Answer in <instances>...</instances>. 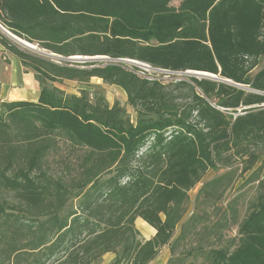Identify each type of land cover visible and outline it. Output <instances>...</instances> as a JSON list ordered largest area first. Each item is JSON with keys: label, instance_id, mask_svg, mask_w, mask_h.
<instances>
[{"label": "trees", "instance_id": "1", "mask_svg": "<svg viewBox=\"0 0 264 264\" xmlns=\"http://www.w3.org/2000/svg\"><path fill=\"white\" fill-rule=\"evenodd\" d=\"M172 1L0 0V25L48 54L128 58L252 89L196 76L174 89L124 62L59 63L0 28L5 51L40 85L37 101L0 99V189L16 197H0V264H100L108 253L112 264H152L162 247L176 254L192 238L184 251L203 264H264V191L243 219L240 197L219 205L236 171L205 181L200 211L184 219L189 191L232 155L248 157L244 170L263 185L264 68L253 70L264 55V0ZM93 77L126 92L135 120L102 93L53 84ZM60 139L87 150L70 180L44 168ZM138 218L152 238H141ZM233 227L231 243L216 246ZM169 264L197 263L178 255Z\"/></svg>", "mask_w": 264, "mask_h": 264}, {"label": "rangeland", "instance_id": "2", "mask_svg": "<svg viewBox=\"0 0 264 264\" xmlns=\"http://www.w3.org/2000/svg\"><path fill=\"white\" fill-rule=\"evenodd\" d=\"M181 1L182 0H173L171 4L174 6H178ZM38 49L43 50L39 47ZM43 51H46V50H43ZM70 57H78L80 59H70L69 60V59H61L57 57H53V58L59 63H62L61 60H66V61L71 62L72 66H79L81 68L82 67L84 68L82 64L86 62L96 63L97 65H104L108 62H116V63L120 62L117 60L102 59V58L86 60L84 58L90 57V56H81V55L70 56ZM70 57H67V58H70ZM92 57H103V56H92ZM1 64L2 62L0 59V65ZM124 64H126L130 69H133L134 71H136V73H138L139 75L150 78V79H159L163 81L165 85L171 88L172 86L177 85V83L180 80L190 82L189 77L194 76L193 74H187L185 72H174V73L163 72V71L154 69L152 67L148 68L145 66L136 65L133 63H129V62H124ZM262 68H264V55L261 57L259 65L253 70V74L258 72ZM25 72L33 73L34 76L36 74V72L32 69H26ZM166 73H169L171 75H165ZM53 84L65 90L68 93H75L78 95H80L81 91L84 90L88 93L91 99H94L96 94L102 93L108 99L111 105L114 104L115 102H119L121 105H123L128 111V114L132 117L133 120H135L136 112L128 104L126 92L119 86L105 83L102 79L97 78V77H93L87 82H81L77 80H74V81L66 80V81H55L53 82ZM173 88L178 89L176 86H174ZM246 89L250 90V88H247V87ZM255 149L258 151L259 156H260L259 162L255 166V169H257V172L260 169V176H261L260 181H262L261 183H263V185L259 184L258 181L252 180L253 178L252 171L246 172L244 170V167L246 165L245 159H248V157L242 158L240 156L232 155V161L230 164L227 165L226 163H224V164H221L218 167V169L210 170L204 177L203 181L200 182L195 188L189 191V200L186 204V213L184 217L185 221H187L195 212L197 213L198 211H200V209L198 208V204H199V201H201L202 199L201 198L199 199V192H200L201 187L203 186V183L205 181L211 180L212 178L218 175H221L222 173L226 171H236V176L234 178L233 183L230 185L228 190L225 192L219 204L220 208L224 209L232 199L236 197H240V200H238L239 208L241 211L240 219H243L246 216L248 212V203H250V200H253L256 196L259 195V193L264 191V148L257 147ZM86 151L87 150L85 149L72 146L71 144H69L63 139L57 140V146H54V148L52 149V151L49 153L48 157L46 158V161L44 163V168L49 173L54 174L57 177L60 175H64L65 180H70L72 179L74 174L78 173L79 170H81L78 165L79 163H81L83 156L86 154ZM0 197L6 198L13 202L16 201L15 194L2 190V189H0ZM69 204H73L74 206H76L78 204V199L73 198L72 200H70ZM212 218L217 219L215 216H213ZM137 228L139 229L141 233V238L143 240H147L153 237L152 234L149 232L151 231V228L148 223L144 224L143 226H137ZM180 230L181 228L179 227L175 233L176 236L179 235ZM224 233H225L224 238L216 246L230 244L233 237L237 235V227H233L230 230H226ZM183 245H181V247L178 249V252L176 254L171 253L169 245H167L166 247H162L159 254L153 260L152 264H169L170 260L173 257H177L178 255H181L187 263L192 262V261H195V263L197 264L205 263L203 257H198L197 259H193L192 256L187 255L184 251L186 248H190V247L193 248L196 245L195 239L192 238L191 242L187 241L186 245L185 246Z\"/></svg>", "mask_w": 264, "mask_h": 264}, {"label": "crops", "instance_id": "3", "mask_svg": "<svg viewBox=\"0 0 264 264\" xmlns=\"http://www.w3.org/2000/svg\"><path fill=\"white\" fill-rule=\"evenodd\" d=\"M0 79L2 82L0 99L2 101L30 100L37 101L40 96V85L33 73H26V68L20 59L5 51L0 43ZM137 226L147 224L142 218L136 220ZM150 226V225H149ZM152 236L156 229L150 226ZM147 229V228H146ZM150 239V238H149ZM166 247V246H165ZM116 254L108 253L103 257L100 264H112Z\"/></svg>", "mask_w": 264, "mask_h": 264}, {"label": "water", "instance_id": "4", "mask_svg": "<svg viewBox=\"0 0 264 264\" xmlns=\"http://www.w3.org/2000/svg\"><path fill=\"white\" fill-rule=\"evenodd\" d=\"M0 28L7 34L9 35L10 37H12L14 40H16L17 42H19L20 44L32 49V50H35V51H38V52H42L48 56H51V57H57V58H61V59H64V57H62L61 55H58V54H55V53H46L45 51H42L40 49H38V47H36L35 45L33 44H30L29 42L17 37L16 35L12 34L11 32H9L8 30H6L4 27H2L0 25ZM97 58H102V59H111L110 57L108 56H103V57H85L84 59L88 60V59H97ZM67 59H80V58H77V57H70V58H67ZM112 60H117V61H120V62H129V63H133V64H136V65H141V66H145V67H148V68H151V66L149 64H146V63H143V62H140V61H137V60H132V59H128V58H119V59H112ZM159 71H165V70H162V69H157ZM185 73L187 74H193L194 76L196 77H206V78H212V79H215V80H219V81H222V82H226V83H229V84H233V85H236V86H239L241 88H244L246 89V86H243V85H240V84H236L234 83L232 80H229V79H226V78H222V77H219L217 75H214V74H210V73H207V72H201V71H193V70H189V71H186ZM248 88V87H247ZM250 90H252L250 88Z\"/></svg>", "mask_w": 264, "mask_h": 264}, {"label": "built area", "instance_id": "5", "mask_svg": "<svg viewBox=\"0 0 264 264\" xmlns=\"http://www.w3.org/2000/svg\"><path fill=\"white\" fill-rule=\"evenodd\" d=\"M163 72H169V73H174V72H170V71H163Z\"/></svg>", "mask_w": 264, "mask_h": 264}, {"label": "bare ground", "instance_id": "6", "mask_svg": "<svg viewBox=\"0 0 264 264\" xmlns=\"http://www.w3.org/2000/svg\"><path fill=\"white\" fill-rule=\"evenodd\" d=\"M78 58V57H77Z\"/></svg>", "mask_w": 264, "mask_h": 264}]
</instances>
